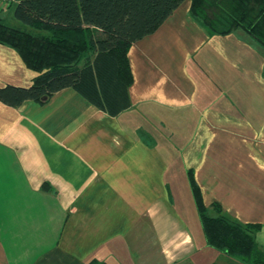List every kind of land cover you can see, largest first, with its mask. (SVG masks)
<instances>
[{"label": "crops", "instance_id": "0c3cea01", "mask_svg": "<svg viewBox=\"0 0 264 264\" xmlns=\"http://www.w3.org/2000/svg\"><path fill=\"white\" fill-rule=\"evenodd\" d=\"M128 55L132 104L116 117L71 88L43 103L0 101V264H115L125 239L146 231L164 240L154 250L137 243L141 255L126 246L127 262L195 264L206 241L173 202V156L210 208L260 223L264 247V48L242 30L209 35L185 0ZM35 74L0 43V86ZM135 108L147 124L127 116Z\"/></svg>", "mask_w": 264, "mask_h": 264}, {"label": "trees", "instance_id": "16d2710c", "mask_svg": "<svg viewBox=\"0 0 264 264\" xmlns=\"http://www.w3.org/2000/svg\"><path fill=\"white\" fill-rule=\"evenodd\" d=\"M185 0H11L12 25L0 18V43L13 47L36 74L30 85L0 86V101L43 103L71 88L99 110L118 116L130 108L133 43L155 32ZM190 15L209 35L242 30L264 48V0H190ZM189 182L206 243L242 264H264L260 223L230 218L219 203L209 214L192 172ZM86 264H107L96 258ZM209 264H219L211 262Z\"/></svg>", "mask_w": 264, "mask_h": 264}, {"label": "rangeland", "instance_id": "374dc122", "mask_svg": "<svg viewBox=\"0 0 264 264\" xmlns=\"http://www.w3.org/2000/svg\"><path fill=\"white\" fill-rule=\"evenodd\" d=\"M13 6L14 5H12V6L7 5L5 10L2 13H0V15H2L3 18L6 19V22L8 24H11L9 17L13 15L12 14L13 9H14ZM207 80H208V78H207ZM133 112H135V113H133ZM131 113H133V115L135 114L136 117L139 119V121L144 125L147 124L150 120L147 116L144 115L141 108H135L132 111H129L127 113V116H131ZM151 119H155V118L152 117ZM139 131H141V130H139ZM186 131H188V128H186ZM146 135L147 134L144 135V139H145V141H149V139H148V137H146ZM165 142H167L169 145H172L173 148L175 147V144H173V141L171 139L168 138L167 140H165ZM158 143L160 144V146H162L164 144L163 131H162L161 127H159V131H158ZM173 157H174V159L172 160V163H174V166H175L174 170L176 171L177 174H176V181L174 180L175 178L172 179L171 184L173 185L172 188L176 187V195L178 194L177 195L178 199L181 200V201H177V203H176V201L174 199L175 197H174L173 202L175 205H177L176 206L177 211L184 214L185 221L189 225L190 229H192L194 235H196L198 242L201 239L206 241L204 228H203L201 217H200V214L198 212V209H197V206H196V203L194 200L193 192H192L190 182H189V177L187 174L179 172L180 168L183 167L182 159L180 157H178V159L175 156H173ZM209 214H211L213 216H217L220 213L219 212L217 213L214 208L213 209L210 208ZM147 232H149V234H147ZM145 233L146 234L144 237L142 235V236H140V238L138 237L135 240H133L131 237H128L127 239H125L124 244H126L127 247L131 246V248L134 250V253L136 255L146 254L145 252L137 251L136 250L137 248L134 249V245H136L137 243L143 244L144 247L149 244V245H151V247H149V248L154 250L157 248V245L159 247L158 243L162 242V238L164 240V236H162L159 240H157L158 237H156L155 234L152 233V231H146ZM163 242H165V241H163ZM126 246L123 247L122 251L120 253H118V255L113 256V260H114L115 264H119V263H116V261H115V259H117V258H119L120 261L123 260V264H131V263L127 262V260L130 257L129 255H131L132 253H131V251H128V248ZM205 248L207 250L203 249L201 247L198 249L197 256L193 257L195 264H209L211 262H218L219 264H242L239 262V260L225 254L224 252L217 250L216 248L208 246L207 243L205 245ZM99 261L100 262H106L104 260H99ZM143 264H145V263H143Z\"/></svg>", "mask_w": 264, "mask_h": 264}, {"label": "built area", "instance_id": "2783aa9c", "mask_svg": "<svg viewBox=\"0 0 264 264\" xmlns=\"http://www.w3.org/2000/svg\"><path fill=\"white\" fill-rule=\"evenodd\" d=\"M11 0H0V8L10 4Z\"/></svg>", "mask_w": 264, "mask_h": 264}]
</instances>
